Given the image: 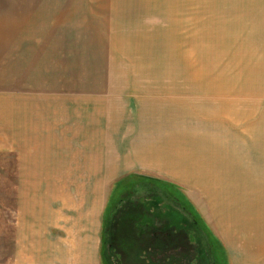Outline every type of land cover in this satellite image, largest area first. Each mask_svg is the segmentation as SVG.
<instances>
[{
  "label": "rangeland",
  "instance_id": "obj_1",
  "mask_svg": "<svg viewBox=\"0 0 264 264\" xmlns=\"http://www.w3.org/2000/svg\"><path fill=\"white\" fill-rule=\"evenodd\" d=\"M78 2L93 0H0V264H92L91 233L72 217L106 206L131 173L128 152L135 176L179 186L226 264H264V0H101L109 16L96 20L81 18ZM43 41L44 72L30 66ZM73 75L81 87L105 86L110 103L95 105L97 114L79 108L66 90ZM44 113L60 114L59 133L78 142L44 152ZM93 131L109 135L110 174L86 167ZM56 157L70 181L44 184V162L56 166ZM157 191L138 190L163 203L150 209V227L162 228L174 208L200 241L188 210ZM104 212L93 264H102ZM47 214L71 218L54 232L64 239L60 263L44 261Z\"/></svg>",
  "mask_w": 264,
  "mask_h": 264
},
{
  "label": "crops",
  "instance_id": "obj_2",
  "mask_svg": "<svg viewBox=\"0 0 264 264\" xmlns=\"http://www.w3.org/2000/svg\"><path fill=\"white\" fill-rule=\"evenodd\" d=\"M100 2H101V0H98V1L93 0V3L89 4L88 6L81 5V3L78 2L81 5L80 8H78V9L84 10V11L81 10V12H80L81 18H83V19H95L96 20L97 16L100 14H104L103 18L108 17L109 16L108 11L106 12V10H108V7H107L108 2H105L102 4ZM74 8H77V7H74ZM99 10H104L105 13H103V12L99 13ZM23 14L24 13H22V12H16L17 16H22ZM35 20H37V19H35ZM95 20H93V21H95ZM93 21H87L84 23L91 24V23H94ZM96 22L97 21H95V23ZM17 24H19V23H17ZM30 24L34 25L33 16H31L29 25ZM7 49H11V48L4 45L2 50L4 52ZM30 55H32V54H29V56ZM37 55H40V56L38 58H35V60L32 61V64L30 66L34 69H37L39 67V65H41L40 71L44 72V41L40 43L39 47H37L35 56H37ZM16 56H21V55L18 54ZM240 57L242 58V56H240ZM240 62H241V64H244L243 60H241ZM6 63L12 64L13 62H12V60H8V61H6ZM16 63L18 65H20L18 60L16 61ZM238 65H240V64H238ZM9 78H13V76L9 77ZM73 78H74L75 82L73 83L72 88H69V89L66 88V90L68 92L69 91L73 92L74 97L70 96V98H68V99H71L72 102H75L79 108H81V106H84L85 110L97 114L98 111L95 110V107H94L95 105L110 103L109 101L112 99V97H108L107 92L102 91L103 89H105V86H99V87L94 86V88H85L84 86L81 87V84L79 83V78H77L75 75H73ZM97 90H99V91H97ZM82 91L84 93H87V94L85 96H82ZM52 100H53L52 102H55L56 104H58L56 101H58L59 98L54 97V98H52ZM105 107H106V109H105L106 111L100 112V113H106L108 111L107 106H105ZM45 116H47L48 118H46ZM59 116H60V114H56L55 118H54L53 115L44 113V152H48V153L60 152V151H62V149H59L58 147L61 146L63 143L75 144L76 142H78L77 138L74 140H72L70 138V142L66 141L65 135H62L59 133V130H62L64 128V124H63L64 119L61 116V118L59 120ZM17 120H18V118H17ZM20 127L21 126L17 123L15 125V128H17L16 131H18L20 129ZM91 127L92 128L96 127V118L95 117L93 118L92 122L88 123V125L86 126L87 129H89ZM48 131H52L53 134H49L47 136ZM88 133H90V130L88 131ZM91 133L92 134L90 136H88V138H86V139H89V146L93 145V151L95 153H94V156L92 157V160L90 162L85 161V162H87L86 167L89 168V166H91L94 169V171L98 170L100 168H105V170L110 174V172H112V168H113V165L115 162L113 163L111 161L112 158L110 156L111 154L109 153L111 151L110 150V139L108 138L109 135H107V136L105 135V137L103 138L100 134H96V131H93ZM15 134H13L12 136H14ZM184 137L185 136L177 137V141L179 142L178 143L179 145H182L181 141L184 139ZM14 138L17 139L16 136H14ZM148 155H149L148 156L149 158L152 156L150 154H148ZM57 157L52 159V160H49V162L51 164L55 160L56 166H45V162H44V184H54L55 186H59L63 183L66 184L68 181H70V180H66L64 175H63V170L61 168L62 167L61 165H63L64 162L58 161ZM131 157L132 156H131L130 152H128L126 159L124 160V165L129 163L128 164L129 170H126V172H132L133 169L138 168L133 164V162L130 161L129 158H131ZM134 158L136 160L139 158V156L135 155ZM161 161H162L161 159L158 160V162H161ZM143 163L144 162H142L141 164L143 165ZM167 163H168V161H167ZM141 164H140V166H141ZM183 166H185V165H183ZM145 167H147V166L143 165L140 168H145ZM125 168H126V166L124 167V169ZM163 168L165 170L167 169L170 171V169H169L170 167H168V165H165ZM177 173L181 174V173L176 171V174ZM55 189L56 188H52V190L50 192L55 191ZM44 194L47 195L45 189H44ZM74 199H76V197L72 196L69 199H63V200H74ZM55 200H61V199L55 198ZM68 206L70 208L73 207L72 205H68ZM103 209H104V207L101 208L99 210V212H94L92 214H91V212H88V215L81 216V218L72 217L73 221H76V222L78 221L81 226L87 227L89 230L88 232L91 233V234H88V237L86 238L85 242L89 243V251L87 253L88 257H86V258L92 259L89 261L92 264L95 261L96 252L93 249L92 254H90V249H91V244H92L91 238L93 237L92 234L94 233L95 234V242H97L96 236H98V233L100 232V230H99L100 229V215H102L101 213L103 212ZM45 219H46V223H47L48 236H46V234L44 233V261L46 259H50L54 263H60L64 257V254L60 251V250H62V245L59 242L64 241V239H62L61 237L55 238L54 232L59 233V231H61V232L65 231L64 224L67 225L69 223V221L71 220V218L68 216L59 215V214H58V216L47 214L46 218L44 217V221H45ZM54 241H57V243L55 244ZM85 242L83 241V243H85ZM49 252H51V253H49ZM83 256L84 255L82 253L79 254V257L81 259L83 258Z\"/></svg>",
  "mask_w": 264,
  "mask_h": 264
},
{
  "label": "water",
  "instance_id": "obj_3",
  "mask_svg": "<svg viewBox=\"0 0 264 264\" xmlns=\"http://www.w3.org/2000/svg\"><path fill=\"white\" fill-rule=\"evenodd\" d=\"M152 205L151 203H149ZM146 200L127 201L121 210L117 211L118 217L113 218L111 227L106 214L104 216L102 236L112 241L116 252L120 256V264H150L146 260L149 248L163 251L175 248L179 252L187 250L189 244L190 230L186 225L181 224L175 216H169L168 212L162 217L163 225L160 231L164 234H157L158 229L150 227V209ZM106 213V212H105ZM154 214V213H153ZM110 226V228H109ZM157 231V232H156ZM194 240L197 241L196 237ZM202 252V250H201ZM183 255L186 254L183 252ZM177 264H180L182 252L177 255ZM202 260V255L199 256ZM101 258L102 264L108 262ZM169 259V258H168ZM159 262L158 264H170V260Z\"/></svg>",
  "mask_w": 264,
  "mask_h": 264
},
{
  "label": "trees",
  "instance_id": "obj_4",
  "mask_svg": "<svg viewBox=\"0 0 264 264\" xmlns=\"http://www.w3.org/2000/svg\"><path fill=\"white\" fill-rule=\"evenodd\" d=\"M135 174L136 173H132L131 172V173H129L126 176V178H123L122 180H119V181L116 182V184H115V186H114V188L112 190V194L110 196V199L107 202L106 206L104 207V211L106 212V213L104 212V216H105V214L107 216V214L109 212L110 204L114 200V198L117 195V193L119 194V192H121L122 190H124L126 188H133L135 190V192L138 191V190L143 189L144 186H146L151 192H156L158 190L157 192L166 195L167 199L169 198L171 201H176V203L178 201V202H181V204H183V206L185 205V209L188 210L187 213L190 215L191 219L193 220L192 222H194V224H195V225H193V227H196L198 229H203L206 232L205 234L207 236L204 239H206V241L209 242V250H210L211 259L216 264H226L227 263L224 258L222 260L221 255H220V249L217 246H213L214 245L213 241H215V240L210 238V236L208 235L207 230L204 227L205 226L204 223L201 222L199 216L196 214V212L193 209V207L191 206V204L184 197V195L182 194L179 186H177V185H175L173 183L167 182L165 180L156 179V178L155 179H151V178L145 177L144 175H141V176L136 175L135 176ZM129 177H133L132 178L133 180H128L126 182V180L129 179ZM135 181H137V182H135ZM146 181H147V183H145ZM128 182H130V183H128ZM171 201H169V202H171ZM148 203H151L152 207H154V208L159 207V206H161L163 204V203H161V201H159V199H157V200H153V199L148 200ZM165 207L169 208L168 206H165ZM165 207H163L162 211L166 210ZM152 211H154V210H152ZM167 212H168L170 217L171 216H175L178 221H180L181 218H182V215L177 210H175L174 208H169V211H167ZM159 227L160 226H158V228ZM157 234H164V232H161L158 229V233ZM192 235H193V233H192ZM193 240H194V235H193ZM110 243H111L110 240L105 238L104 234H103V239L101 241V258L105 257V255H106V253H105L106 245L110 244ZM111 247L116 251V249H115V247L113 245ZM117 255H119V254H117ZM201 255L204 256V254L202 252H201ZM165 260H167V258H165ZM192 263H194V262L192 261Z\"/></svg>",
  "mask_w": 264,
  "mask_h": 264
},
{
  "label": "flooded vegetation",
  "instance_id": "obj_5",
  "mask_svg": "<svg viewBox=\"0 0 264 264\" xmlns=\"http://www.w3.org/2000/svg\"><path fill=\"white\" fill-rule=\"evenodd\" d=\"M136 187V186H135ZM145 195H141L138 193V191L135 192V190L133 188H126L124 190H122L121 192H119V194L117 193V195L115 196L114 200L111 202L110 204V209L109 212L107 214V218L109 220V222H113V218L114 217H118L117 215V211L121 210L122 206H124L126 204L127 201H141L142 199L145 200ZM179 203V209L181 211H185V205L183 206V204H181V202ZM111 222L110 226L111 227H115L113 225V223ZM109 226V228H110ZM188 230H191L192 232V227L191 226H187ZM201 228V227H200ZM159 229V228H156ZM197 229V231H199L200 235L203 237L202 239H200V241L197 239V241L193 240V235L190 232L189 234V244L186 247L187 250H183L182 252V257H180V264H198L199 262H202V264H216L212 259H211V255H210V250H209V242L206 241V239H204L205 234H201V230L198 228H194ZM194 237H196L194 235ZM192 238V239H191ZM110 244L106 245V250H105V259L108 263L107 264H120L118 263V260H120V256L117 255L118 253L111 247L112 241H110ZM192 242V243H191ZM194 242V243H193ZM214 246V245H213ZM216 248V247H215ZM201 250L202 253L204 254V256H202V260L199 261L200 259V255H201ZM218 250V249H217ZM181 252H179L177 249H173V248H169L168 250H163V251H159V250H155L152 248H149L147 251V255H146V260L150 262V264H158L159 262L162 261H167L165 260V258H169L168 260H170V264H177V255H180ZM183 252L186 254L183 255ZM147 256H149V259L147 258ZM194 257V258H193ZM193 258V259H192ZM222 260L224 258L223 253H222ZM192 261L194 263H192Z\"/></svg>",
  "mask_w": 264,
  "mask_h": 264
}]
</instances>
